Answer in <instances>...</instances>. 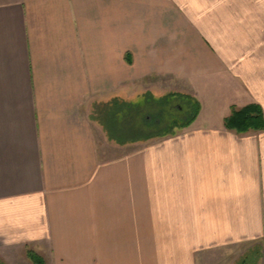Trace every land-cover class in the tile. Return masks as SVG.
Instances as JSON below:
<instances>
[{"label": "crops", "instance_id": "obj_1", "mask_svg": "<svg viewBox=\"0 0 264 264\" xmlns=\"http://www.w3.org/2000/svg\"><path fill=\"white\" fill-rule=\"evenodd\" d=\"M151 78L196 120L110 144L94 107ZM250 104L264 116V0H0V264H264V130L223 123Z\"/></svg>", "mask_w": 264, "mask_h": 264}, {"label": "trees", "instance_id": "obj_2", "mask_svg": "<svg viewBox=\"0 0 264 264\" xmlns=\"http://www.w3.org/2000/svg\"><path fill=\"white\" fill-rule=\"evenodd\" d=\"M200 112L199 102L186 94L169 93L155 97L150 92L140 96L139 102L113 99L96 105L91 119L102 128L109 142L126 146L174 136L188 128ZM225 129L238 134L264 130V116L258 105L231 108L230 115L223 121ZM31 264H44L32 252L27 253ZM249 257L242 264H253Z\"/></svg>", "mask_w": 264, "mask_h": 264}, {"label": "rangeland", "instance_id": "obj_3", "mask_svg": "<svg viewBox=\"0 0 264 264\" xmlns=\"http://www.w3.org/2000/svg\"><path fill=\"white\" fill-rule=\"evenodd\" d=\"M144 84V88L146 89V92H150L152 93L153 96L155 97H161L164 96L166 94L169 93H180V94H184L183 92L186 91L188 93H190V90L186 89V86L181 84V83H176V82H172L170 81L169 78L166 79H161V78H151L149 80H146L145 82H143ZM145 92H137L136 94H134V96L132 98H130V101L135 103V102H139L140 100V94L143 95ZM197 100V99H196ZM198 101V100H197ZM199 102V101H198ZM200 104V103H199ZM200 110H201V105H200ZM221 112V108L219 107V111H217V113ZM91 112V116H92ZM90 116V117H91ZM110 144H112L111 142H109ZM138 146H135L134 148H137ZM104 148L108 149V155H110L113 151H111V148L108 146L104 145ZM250 250V249H249ZM239 254L238 252H233L231 255V258H229L228 263H232V264H241L243 258L245 256H248L250 254H255L253 253H245L242 257L237 258ZM218 255V254H217ZM256 255V254H255ZM209 256H214L212 254L208 255L206 254H202L201 256L197 257L196 263L197 264H219V263H215L216 261L214 259H211ZM257 260V259H256ZM223 263V260H222ZM28 264V263H25ZM30 264V263H29ZM255 264H258V262L256 261Z\"/></svg>", "mask_w": 264, "mask_h": 264}]
</instances>
